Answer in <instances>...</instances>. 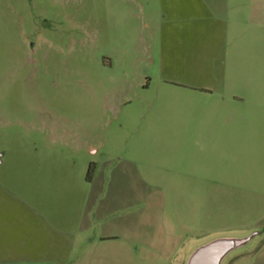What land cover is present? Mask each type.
I'll return each mask as SVG.
<instances>
[{
  "label": "rangeland",
  "instance_id": "obj_1",
  "mask_svg": "<svg viewBox=\"0 0 264 264\" xmlns=\"http://www.w3.org/2000/svg\"><path fill=\"white\" fill-rule=\"evenodd\" d=\"M131 9L140 16L130 0H0V205L53 216L67 196L86 240L109 236L69 264H180L196 245L264 229V64L228 74L218 98L168 85ZM154 211L176 232L163 251L144 243Z\"/></svg>",
  "mask_w": 264,
  "mask_h": 264
},
{
  "label": "crops",
  "instance_id": "obj_2",
  "mask_svg": "<svg viewBox=\"0 0 264 264\" xmlns=\"http://www.w3.org/2000/svg\"><path fill=\"white\" fill-rule=\"evenodd\" d=\"M150 1L130 0L140 16L135 9L130 13L147 32L143 37L145 59L156 66L166 84L213 99L218 98L214 92L224 85L228 74L260 72L264 64V35L260 33L264 0H155L152 7ZM66 198L61 197L53 216L32 210L26 203H18L11 212L0 205V264H69L75 248L109 238L97 234L86 240L90 233L86 232L87 220H68ZM100 199L92 197L91 201ZM158 214H149L151 230L144 243L163 251L170 248L169 240L176 243V232L167 233ZM123 225L129 229L126 222ZM188 244L178 246L181 253L194 247ZM220 264H264V229L254 231L246 243L230 250Z\"/></svg>",
  "mask_w": 264,
  "mask_h": 264
},
{
  "label": "water",
  "instance_id": "obj_3",
  "mask_svg": "<svg viewBox=\"0 0 264 264\" xmlns=\"http://www.w3.org/2000/svg\"><path fill=\"white\" fill-rule=\"evenodd\" d=\"M254 232L241 238L221 236L196 247L183 264H220L222 258L232 249L246 243Z\"/></svg>",
  "mask_w": 264,
  "mask_h": 264
}]
</instances>
